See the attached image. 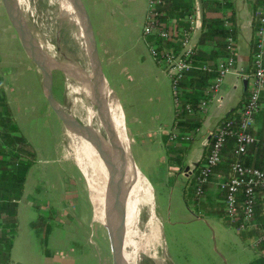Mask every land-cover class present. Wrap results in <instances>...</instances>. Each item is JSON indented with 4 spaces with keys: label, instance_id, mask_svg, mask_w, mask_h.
Here are the masks:
<instances>
[{
    "label": "crops",
    "instance_id": "0c3cea01",
    "mask_svg": "<svg viewBox=\"0 0 264 264\" xmlns=\"http://www.w3.org/2000/svg\"><path fill=\"white\" fill-rule=\"evenodd\" d=\"M130 2L136 4L137 9ZM226 2L231 5L227 7ZM88 3L93 14L91 20L89 18L93 34L100 37L109 36L111 39L110 46L115 48L119 43V38L124 36L121 33V29H123L129 31L128 37H134L137 44L141 46L144 44L149 51L148 45L141 37V30L139 31V27L141 25L142 28L145 19L146 0H88ZM219 4L221 10L213 13L212 16L220 18V13L224 10L229 11L231 28L235 27L236 29V35H232L236 42V61L232 71L224 77L216 93V100L210 103L206 112L200 113L196 110L189 113L185 111L177 119H174L176 116L174 104L172 105L169 91L165 87L166 80L168 79L170 83V78L163 68L162 71L157 67L158 64L149 52L150 57L143 55L141 65L137 63V66L132 67V72L129 73L125 70V73L128 81H131L132 77L136 80L131 92L132 94L138 93V99L141 101L138 102L140 108L150 109L151 113L153 111V117H138L129 108L128 119L127 114L125 117L117 93L110 87L102 70L106 83L114 92L121 106L131 145L136 136H139L142 141V135H140L142 132L147 133V136L152 138L156 137V134L162 133L160 142L163 147V137L169 138L167 132L175 127L177 122L183 121L185 115H195L202 119V124L195 129L191 145L184 157L182 164L184 168L190 163L200 164L208 142L209 131L236 107L248 91L247 81L245 80V86L243 77L251 71L256 13L260 1L222 0ZM108 9L110 11L117 10L119 13L105 14L104 11ZM116 26H121L118 31ZM200 30L194 33L193 44L195 46ZM101 41L104 46L109 47V43L105 42L103 38ZM197 49L210 53L212 47L210 45H197ZM98 58L101 66L102 60L99 54ZM113 60V56L108 55L105 50L103 62L109 64ZM211 80L212 78L205 85L202 98L210 96L206 92ZM39 86V80L29 65L16 34L0 7V175L11 170L19 175L23 171L25 172L21 196L10 201L14 205L0 207V252L5 253L6 241L10 240L9 264H75L73 256L69 253L70 248L65 247L67 242L71 245L74 240L72 229L67 226H77V224L88 223L89 220L99 222L96 219H102L105 222L109 209L100 214H97L96 208L94 214L91 209L89 213L81 211V207L85 209L82 206L85 205V200L89 205L90 203L87 197L84 198L83 196L81 202L76 197L77 187L70 177V173H68H72V171L59 154L60 147L56 136L54 148L57 157L50 158L51 145L48 132L51 109ZM123 95L125 96V92ZM263 110L264 91L261 93V109L257 116ZM56 117L58 118L57 115ZM161 121L167 124L170 122L168 126L171 125V127L161 131ZM176 127L179 136L185 134L188 139L190 138L189 133L182 132L178 126ZM256 128L258 133V123ZM177 139L180 141L188 140H183L180 137ZM197 150L200 152L195 156L194 152ZM164 155V162L167 165L165 149ZM52 164H57V167H51ZM167 167L176 168L168 165ZM7 182L5 179H0V193L12 195L13 192L10 188L7 191L4 190ZM210 190L211 188L208 191L210 192ZM91 191L93 192L92 189ZM92 192L93 197L94 192ZM185 206V210L191 209L190 206L186 204ZM39 228H43L41 234ZM239 235L244 241L246 237ZM48 236L54 247L51 251L46 250L48 254L43 256L35 251V244L40 242V238H43L46 242L42 240L41 242L47 245Z\"/></svg>",
    "mask_w": 264,
    "mask_h": 264
},
{
    "label": "rangeland",
    "instance_id": "374dc122",
    "mask_svg": "<svg viewBox=\"0 0 264 264\" xmlns=\"http://www.w3.org/2000/svg\"><path fill=\"white\" fill-rule=\"evenodd\" d=\"M81 1L91 20L93 14L88 0ZM28 2H30L29 4H31L34 10V15L31 19L40 25L49 41L53 42L56 38H60L81 61L90 65L92 61L84 51V42H86V39L79 37L73 27L61 20L58 0H28ZM130 4L134 5L137 9L136 4L133 2H130ZM18 5L20 6L19 3ZM27 8L28 5H26V9L20 7L25 16L30 15ZM104 13L110 15L119 12L108 9ZM120 27L116 26V30L118 31ZM140 30L141 25L139 27ZM121 33L124 36L119 38V43L115 48L110 46L111 39L109 36L104 35L100 37L97 34H93V40L102 60V70L110 87L118 95L120 104L124 109L125 117L127 114L129 119V108L138 117H153V111L151 113L150 109L145 110L140 108L138 102L141 101L138 99V93L132 94L131 92L133 83L136 80L132 77L131 81H128L127 74L125 73V70L129 73L132 72V67L137 66V63L141 65L143 55H148L149 51L144 44L143 46L137 44L134 37H128L129 31L121 29ZM102 38L105 42L109 43V47L102 44ZM40 42L35 43L37 50L39 47L38 54L40 55L42 53L47 60L50 59L51 61L50 57H52L53 52L51 46L43 43V40ZM105 50L108 55H112L114 58L109 64L103 62ZM157 67L163 71L160 65H157ZM50 73L51 83L54 84L56 96L64 104L67 94L66 81L68 77L59 68H51ZM165 87H167L171 102H173L168 79L165 82ZM124 92L125 96L123 95ZM73 118L81 125L89 126L87 122L84 120L81 121L74 115ZM161 122V131L164 128L171 127V125L168 126L170 122L168 124L163 121ZM257 123L263 129L261 134L264 136V110L258 115ZM93 126L95 127L94 131L96 133L97 125L93 124ZM140 135H142V141L139 136H136V139L131 145L132 152L140 171L146 177L141 175L143 185L146 188L145 192L146 194L148 193L147 198L153 205L155 214L156 216L158 215L157 218L163 230L162 238L160 237V240L151 247L150 255L145 258L144 264H260L257 252L246 243V240L249 239L248 234L246 232L238 233L229 224V220L224 214V202L220 191L214 185H210V192L208 191L207 194L204 192L203 196L199 197L205 205L200 206V204L195 205L193 203L190 205L191 211L189 209L185 210L183 184L185 183L186 175L184 173V166L181 168H168L165 165L164 148L160 142L162 133L156 134V137L153 138L148 137L145 132H142ZM55 136L60 147L59 154L64 158L69 169L72 171V173H68H70V177L74 180L73 182L77 187L76 197L79 198L80 202L83 196L89 200L90 205L86 200L84 201L85 205L80 203L85 208L83 209L81 207V211L89 213L91 209L94 214L96 208L97 214H100L106 209H110V204L100 190L101 199L99 201L90 194L85 178L74 164L68 147H66V144L62 140L60 116L57 118L52 109L48 132L51 145L50 158L52 159L57 157L54 148ZM133 136L135 137V135ZM199 152L200 150L195 151L194 155L196 156ZM51 167H57V164ZM96 220L100 223L89 220L88 223L67 226L72 229L74 240L71 245L67 242L65 247L70 248L71 251L69 253L73 256L75 264H111L110 240L108 232L103 225L105 222L102 219ZM42 230L43 228H39L40 234ZM239 234L246 237L244 241ZM43 236H45L44 233ZM40 239L46 242L45 239ZM41 240L35 244V251L45 256L48 254L47 251H51L54 246L49 236L47 238V245H44Z\"/></svg>",
    "mask_w": 264,
    "mask_h": 264
},
{
    "label": "built area",
    "instance_id": "2783aa9c",
    "mask_svg": "<svg viewBox=\"0 0 264 264\" xmlns=\"http://www.w3.org/2000/svg\"><path fill=\"white\" fill-rule=\"evenodd\" d=\"M166 1L146 0L141 37L148 45L151 57L170 78L175 115L179 117L185 111L193 113L196 110L204 113L210 103L216 100V93L224 77L233 69L236 61L235 39L232 34L227 36V55L219 58L213 68L196 64L193 58V37L201 29V0H193L192 11L184 19L187 27L180 26L176 19L167 17L164 9ZM259 1L251 71L243 77L248 85V98L238 107V117L230 118L209 131L210 144L204 162L192 176L195 178L196 196H203L206 184L214 185L220 191L224 214L229 224L238 233L246 232L249 238L246 240L247 245L264 255V206L259 211L260 204L264 202V168L247 165L242 161L248 147L259 142L255 115L261 109L260 99L264 91V0ZM219 16L224 27L231 31L229 11L224 10ZM193 69L215 73L207 87L206 94L210 96L200 99L197 108L182 102L181 81ZM167 134L173 141L178 137L188 139L185 134L179 136L176 126ZM229 138L233 139L234 146L228 170L214 173V169L222 161L223 149ZM213 173L214 178L210 179Z\"/></svg>",
    "mask_w": 264,
    "mask_h": 264
},
{
    "label": "bare ground",
    "instance_id": "6f19581e",
    "mask_svg": "<svg viewBox=\"0 0 264 264\" xmlns=\"http://www.w3.org/2000/svg\"><path fill=\"white\" fill-rule=\"evenodd\" d=\"M17 1L24 9L28 5L29 16L33 14V8L28 0ZM72 3L69 0H58L59 16L64 23L73 27L79 37H84V20L80 8ZM87 47L84 42V51L88 55ZM89 49H92L91 43ZM32 50L50 82L51 68H59L67 75L65 105L72 115L89 124V126H83L75 123L71 148L81 168L99 186L98 189L110 204L111 221L115 225V235L122 248L120 264H144L145 258L150 255L151 247L160 240V237L162 238L163 234L158 215L156 216L155 209L147 198L148 193L145 192L142 176L137 170H133L128 180L122 157L119 156L120 163L116 164L115 160L118 158L99 126L95 111L87 102L80 87L52 57L50 61L41 52L39 55V47L37 50L35 43L32 45ZM82 63L87 65L84 61ZM107 92L110 110L117 123L121 124V111L117 100L113 93L111 94V90ZM53 110L59 116L57 110ZM93 124L97 125L96 133Z\"/></svg>",
    "mask_w": 264,
    "mask_h": 264
},
{
    "label": "water",
    "instance_id": "95a60500",
    "mask_svg": "<svg viewBox=\"0 0 264 264\" xmlns=\"http://www.w3.org/2000/svg\"><path fill=\"white\" fill-rule=\"evenodd\" d=\"M69 1L71 3L73 2L72 4L80 8V12L84 20L83 33L84 38L86 39V45L88 46V55L92 61L90 65H84L82 61L72 51H70V49L60 38H56L53 42L49 41L46 33L40 27V25L37 24L33 19H31L34 15V10H32L33 14L31 16H25L16 0H0V7L3 10L6 18L8 19L10 27L16 34L29 65L31 66L39 80L42 93L46 101L48 102L50 109H56L57 113L60 116V131L63 138L62 140L66 144V147H68L69 154L71 155L74 164L85 178L90 194L92 192V189L94 192H92L93 197H95L99 201L101 199V194L99 193L98 189L99 186L96 185V183L92 181L91 178L89 179L88 174L85 173V171L81 168V165L78 162V158L71 148L75 123H80H78L73 118V115L71 114L69 108L65 105V103L63 104L58 100L55 93L54 84H52L48 80L46 73L42 70L34 56L32 50L33 43H41L40 41L43 40V43L49 44V46H51L53 50L52 59L57 64H59V66L63 68L68 74L70 79L80 87L84 96L87 98V102L95 111V116L97 117L99 126L105 133L106 139L110 143L113 152L118 158L115 160V163H120L119 156L122 157L125 174L128 180H130L133 170H137L140 175H143V173L140 171L132 153L131 139L129 138L126 130V124L121 106L114 92L110 89L104 79L97 56L96 45L93 40V33L87 11L84 8L81 0ZM90 43L92 44V49H89ZM47 55L49 56V54ZM244 84L246 86L245 80ZM108 90H111L113 92L120 107L121 124L117 123L110 110L107 94ZM209 138L210 137L208 135L207 140H209ZM193 164L196 165L197 163ZM184 173L186 177L190 175L191 171L189 170V165L184 168ZM103 225L108 232L110 240L111 264H120L122 259V248L119 239L115 235V225H113L111 221L110 209L106 215V221Z\"/></svg>",
    "mask_w": 264,
    "mask_h": 264
},
{
    "label": "trees",
    "instance_id": "16d2710c",
    "mask_svg": "<svg viewBox=\"0 0 264 264\" xmlns=\"http://www.w3.org/2000/svg\"><path fill=\"white\" fill-rule=\"evenodd\" d=\"M227 3V2H226ZM231 4L227 3V7ZM193 7V0H167L164 9L167 12L168 18L176 19L178 24L183 27H187V23L184 21L186 16L191 13ZM221 6L218 0H201V30L198 35L197 44L194 47V62L198 65H207L213 68L215 66L216 60L227 54L226 49V38L229 34L236 35V29L233 27L231 31L224 27L223 21L215 16L213 13L220 11ZM233 20V18H232ZM197 45H210L212 47L210 53H205L197 49ZM254 50V43L252 46V53ZM214 72L202 71V70H191L186 74V76L181 81V85L184 90L183 100L184 104L188 103L197 108V104L202 98V92L207 84L208 80L214 77ZM248 98V91L244 94V97L238 102L235 108L228 112L217 125L223 124L226 120L238 117L237 109L242 105V103ZM261 100V99H260ZM260 111V110H259ZM175 116L174 119H177ZM257 114L255 115V122L257 124ZM202 124V119L195 115H185L183 121L176 123V126L182 132L190 134V138L185 141H180L179 139L173 141L167 136L163 137V147L166 153V162L168 166H174L181 168L183 164L184 157L191 145V141L194 136V131L197 127ZM258 137L259 142L252 144L248 147L246 153L242 156V161L247 165H252L259 168H264V136H262L263 129L258 125ZM210 144V139L206 144V148L203 153V158L200 162H204V158L207 154L208 147ZM234 146V141L232 138L227 139L225 148L223 149V156L221 163L214 169L215 172H226L228 170V163L232 159V148ZM214 173L211 175L210 179L214 178ZM25 172L23 171L20 175L17 172L6 171L0 175V179H5L8 182L4 186V190L7 191L8 188L13 192L11 194H1L0 193V207L14 205L10 203L12 199H17L21 196L23 180ZM210 184L204 186L205 192L207 194L210 189ZM195 188V178L194 176L188 177L185 180L183 187V199L186 205L191 204L200 206L205 205L199 197L194 194ZM3 201H6L3 203ZM2 202V203H1ZM203 203V204H202ZM264 206V202L260 204V208ZM258 211V212H259ZM220 212V211H219ZM221 213V212H220ZM262 219V218H261ZM11 247V241H6L5 253L0 252V264H9V250Z\"/></svg>",
    "mask_w": 264,
    "mask_h": 264
},
{
    "label": "flooded vegetation",
    "instance_id": "af4514ba",
    "mask_svg": "<svg viewBox=\"0 0 264 264\" xmlns=\"http://www.w3.org/2000/svg\"><path fill=\"white\" fill-rule=\"evenodd\" d=\"M199 163H197L196 165H194L193 163L189 164V170L191 171L190 175L188 177H191L192 175L195 174V172L197 171L198 167H199ZM259 260H260V264H264V255L260 254L259 252H257Z\"/></svg>",
    "mask_w": 264,
    "mask_h": 264
}]
</instances>
